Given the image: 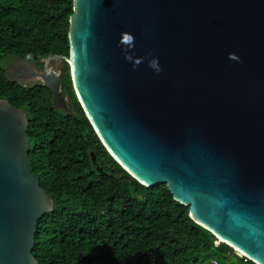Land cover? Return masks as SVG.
Here are the masks:
<instances>
[{
	"label": "water",
	"instance_id": "obj_1",
	"mask_svg": "<svg viewBox=\"0 0 264 264\" xmlns=\"http://www.w3.org/2000/svg\"><path fill=\"white\" fill-rule=\"evenodd\" d=\"M68 41L35 71L53 105L68 106L46 61L63 57L121 166L166 183L192 219L264 264V0H73ZM27 126L0 98V264H38V220L53 208Z\"/></svg>",
	"mask_w": 264,
	"mask_h": 264
},
{
	"label": "trees",
	"instance_id": "obj_2",
	"mask_svg": "<svg viewBox=\"0 0 264 264\" xmlns=\"http://www.w3.org/2000/svg\"><path fill=\"white\" fill-rule=\"evenodd\" d=\"M73 0H0V98L26 111L29 158L53 208L38 220V264H257L189 215L166 183L146 186L103 145L62 57L69 109L42 82L11 79L14 58L69 55ZM94 156V158H93Z\"/></svg>",
	"mask_w": 264,
	"mask_h": 264
},
{
	"label": "flooded vegetation",
	"instance_id": "obj_3",
	"mask_svg": "<svg viewBox=\"0 0 264 264\" xmlns=\"http://www.w3.org/2000/svg\"><path fill=\"white\" fill-rule=\"evenodd\" d=\"M53 58V57H52ZM50 58L48 61H46V65L49 64L50 60L52 59ZM62 59V58H61ZM47 60V59H46ZM45 64V60H42ZM49 67V65H48ZM44 65L43 67L39 66V64L37 62H32V61H27L25 59H20V58H14L12 60H10L6 66H5V71L7 73V75L11 78L14 79L18 82H21L22 84H27L25 82H42V79L40 77L35 76V71L37 72H41L43 71ZM62 68V66H61ZM61 68L58 71H55L53 68H51L52 70H54L56 73H58L60 75V83H61V88H62V81H61ZM37 78L36 80H33V78ZM46 87L48 88V90L51 92V96H52V91L50 90V88L46 85ZM63 91V89H62ZM64 94V99L66 101V104L68 106L63 107V110H67L69 109V97L68 95L63 91Z\"/></svg>",
	"mask_w": 264,
	"mask_h": 264
},
{
	"label": "rangeland",
	"instance_id": "obj_4",
	"mask_svg": "<svg viewBox=\"0 0 264 264\" xmlns=\"http://www.w3.org/2000/svg\"><path fill=\"white\" fill-rule=\"evenodd\" d=\"M45 60V59H44ZM49 67L50 68H53L55 71H58L60 68H61V66H62V59H61V57H53L51 60H50V62H49ZM37 78L35 77V78H33V80H36ZM25 83H27V84H30L31 82L29 81H27V82H25ZM33 83V82H32ZM219 240V239H218ZM236 250V249H235ZM236 252L238 253V254H241V252H239L238 250H236Z\"/></svg>",
	"mask_w": 264,
	"mask_h": 264
},
{
	"label": "built area",
	"instance_id": "obj_5",
	"mask_svg": "<svg viewBox=\"0 0 264 264\" xmlns=\"http://www.w3.org/2000/svg\"><path fill=\"white\" fill-rule=\"evenodd\" d=\"M213 262H214L215 264H219L216 260H213Z\"/></svg>",
	"mask_w": 264,
	"mask_h": 264
}]
</instances>
